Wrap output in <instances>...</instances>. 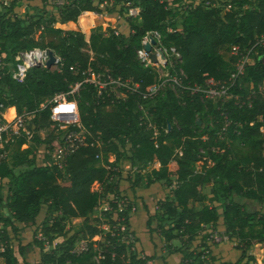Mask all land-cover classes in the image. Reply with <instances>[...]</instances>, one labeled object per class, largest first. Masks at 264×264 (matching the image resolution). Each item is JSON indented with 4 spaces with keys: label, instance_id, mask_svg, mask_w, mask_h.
<instances>
[{
    "label": "trees",
    "instance_id": "16d2710c",
    "mask_svg": "<svg viewBox=\"0 0 264 264\" xmlns=\"http://www.w3.org/2000/svg\"><path fill=\"white\" fill-rule=\"evenodd\" d=\"M19 1L10 0L0 14V58L3 56L5 62L13 64L21 50L50 47L58 52L61 66L59 71L30 67L24 81L17 82L11 78L8 66L3 65L0 68V117L5 108H9L7 116L14 115L13 108L17 114L32 113L29 125L32 139L36 145L44 144L49 152L58 150L61 145L50 120L52 103L49 100L58 93L68 92L86 76L88 68L94 73L129 78L139 83L142 90L149 88L153 73L140 65L135 52L146 31H160L164 44L179 50L180 65L189 85H204L208 78L224 80L227 73L223 67H231V60L228 59L229 64L221 51L229 45L250 46L258 36H264V0H204L187 5L180 20L175 19L176 8L183 0H119L125 9L140 7L139 22L129 17L127 32L115 33L108 25L91 32L88 40L81 30L55 27L54 17L49 20L41 16L21 18L15 12ZM117 1L67 0L58 8L59 20L75 22L79 16L80 25L87 29L97 22L91 21L89 14L101 13L103 7L111 13ZM227 4L230 6L225 8ZM38 30L53 32L59 42L44 44L40 36L35 38ZM261 59H264L263 49L255 52L254 61L240 81L243 84L245 78L251 79L254 93H246L242 84L232 89L246 102L242 107L232 99L215 108L211 102L203 104L197 94L186 89L178 94L161 89L153 100H143L137 94L121 99L113 93L98 95L92 83L83 84L80 92L69 98H78L79 119L86 130L85 143L67 155L62 167L36 165L29 153L21 149L25 137L17 141L10 160L0 164V179H8L6 207L9 211L8 216L0 212V224L4 227L0 230L4 240L0 246V264H17L7 227L16 232L15 222L33 224L43 208L46 217L53 216L42 225L43 239L34 240L42 264H149V256L133 252L132 244L121 242L120 235L103 232L102 224L116 222L111 221L109 212L94 216L95 223H89L90 214L102 196L111 193L116 199L126 198V206L118 215L126 216L128 222V213L135 204L130 197L136 194L135 189L142 180L144 187L158 182L168 189L165 197L156 202L152 214L147 204L143 206L149 227L154 220L165 241L173 238L181 241L179 264H210L216 260L206 251L207 247L198 252L192 247L198 232L208 224L223 225V234L235 240V248L241 251L237 260L219 264H253L254 244L264 243V64ZM137 101L151 105L154 131L140 124ZM109 106L112 108L107 109ZM208 114L212 116L211 127L198 124L197 119L203 120ZM223 126L226 128L221 134ZM231 139L245 143L248 155L235 153ZM126 143L130 147L129 155L121 151ZM176 147L182 149L181 155L175 153ZM200 149L204 150L203 154ZM109 153L115 154L113 166L129 161L131 166L141 167L156 160L159 167L144 174L139 172L127 178L130 183L123 189H114L110 181L115 177L119 179L120 173L106 169L96 157L101 154L107 163ZM196 161H203L197 170ZM20 165L29 167L15 173L14 168ZM210 182L212 194L206 197L201 187ZM206 199L208 204L193 206V202ZM248 201L259 207L250 209ZM111 208L118 209L117 204L112 202ZM101 216L107 222L101 220ZM77 217L83 219L84 227L68 236L65 245H53L57 236L65 235L67 220ZM165 220L170 222L167 228L161 223ZM153 230L156 227L151 228ZM212 233H206L202 239H210ZM95 235H101L102 240L92 241L85 252H73L76 241ZM47 245H51L49 250L45 248ZM93 245L97 253H93ZM21 251L22 246L20 254Z\"/></svg>",
    "mask_w": 264,
    "mask_h": 264
},
{
    "label": "built area",
    "instance_id": "2783aa9c",
    "mask_svg": "<svg viewBox=\"0 0 264 264\" xmlns=\"http://www.w3.org/2000/svg\"><path fill=\"white\" fill-rule=\"evenodd\" d=\"M230 5L227 4L225 8ZM127 17L139 18L140 7L129 6L126 9ZM120 30L114 28V32L118 33ZM146 45L150 46V49H146ZM229 59L231 60L232 68L226 74L224 80H215L214 78H208L204 85H189L187 82V75L181 67L182 57L178 49L175 46H167L163 42V36L158 30H148L140 39V46L136 49V58L140 65L153 73V82L147 90H142L140 84L132 82L129 78H122L120 76L113 77L108 73H94L90 68L86 70V76L81 81L74 83L75 87H81L83 84L92 83L97 91L98 95L102 92L106 94L113 93L116 97L126 99L128 95L137 94L143 100H153L161 91V89H170L175 94L180 90L186 89L192 94H197L199 100L203 104L211 102L213 107L218 108L219 104L223 105L226 102L234 99V103L238 107H242L246 102L239 98L238 94L233 93L232 89L236 85H240L242 76L249 65L254 61V54L257 50H264V36H258L255 42L247 47H240L238 45H229ZM49 48L33 47L26 50L19 51L15 56V62L9 69L11 78L17 82H23L27 71L33 66L46 67L45 63L49 59ZM55 62L54 65L60 63L61 58L54 53ZM84 73V72H83ZM91 75V77H90ZM66 93L56 94L49 102L52 103V109L50 114V120L52 121V127L55 128V134L57 139L61 141V145L58 150L54 152H45L49 154L52 159V163L59 167L65 164L67 155L74 152L79 146L84 145V132L86 131L79 119V110L76 99L69 98V95H74L72 87ZM109 89V92L108 90ZM250 100L247 101V105L250 106ZM43 106V104H42ZM41 106V107H42ZM221 107V106H220ZM136 108L140 113V124L146 126L147 129L155 130V123L153 121V113L151 112V105L144 104L141 101H137ZM32 113H14L11 119H8L4 112L0 117V164L8 162L12 148L17 144V141L21 137H25V142L22 144L26 146V143L32 137V130L29 128L30 118ZM77 129H73V128ZM226 126L222 127L221 132H225ZM263 132V129L261 128ZM201 154L204 150L200 149ZM175 153L182 154V149L179 147L175 150ZM100 158L101 164L108 170L116 171L120 173L118 166L111 165L115 160V154L109 153L107 155V163L103 161L101 154L96 155ZM204 158V157H203ZM154 161H148L145 165L132 166L134 171L141 172L140 169L149 171L154 168ZM116 178V177H115ZM113 178V179H115ZM112 201L121 206H126V198L116 199L112 198ZM120 201V203H118ZM117 206V207H121ZM116 223V222H115ZM102 224V230L105 229L110 232L111 235L121 236L120 241L128 244L133 241V236L128 232L129 228L125 222H117L116 224ZM101 235H95L91 238L84 240H78L73 247V252L76 254L85 252L89 249L90 243ZM128 237V239H127ZM40 239L43 236L40 235ZM210 239L216 242L227 240L226 235H219L212 233Z\"/></svg>",
    "mask_w": 264,
    "mask_h": 264
},
{
    "label": "rangeland",
    "instance_id": "374dc122",
    "mask_svg": "<svg viewBox=\"0 0 264 264\" xmlns=\"http://www.w3.org/2000/svg\"><path fill=\"white\" fill-rule=\"evenodd\" d=\"M10 0H0V14L4 11L5 5H7V3ZM67 0H47L46 3H43L41 0H20L19 3H17L16 7H15V12L17 13L18 16H20L21 18H28L29 16H34V17H38L41 16L44 20H49L50 18L54 17L55 18V27L60 28L62 30H68V29H78L81 30L84 35H85V39L88 40L89 35L91 32H95L98 29H104L107 28L108 25L111 26L112 28H118L119 30H125V32H127V14H126V9L124 6H122V1H117L116 5L113 9V11L111 13L107 12L104 7L102 8V12L101 13H96V12H92L91 14H89V18L90 20H96L97 22L92 25L90 28L84 29L78 19L79 16L77 18V21L75 22H68V23H62L59 20V13H58V8L60 5L66 3ZM204 2V0H183L182 3H180L178 5V7L176 8V10L178 11V14H176L175 19L176 20H180V14L184 12L185 8L187 5L192 4V5H196L198 3ZM126 6V4H125ZM88 18V19H89ZM133 21L135 22H139L138 18H132ZM41 30L37 31L35 34V38H38L40 36V40L41 42H43L44 44L47 43H53V44H57L58 41V37L56 34H54L53 32L49 31V30H44L43 32H41ZM49 48L53 51V53H55L56 55L59 56L58 52L50 47H46ZM221 52H223L225 54V59L228 62L229 59V49L228 48H224ZM60 57V56H59ZM263 64H264V59H261ZM229 63V62H228ZM230 64V63H229ZM3 65H7L8 68L10 69L11 67V63H7L4 60V57L2 56L0 58V68ZM231 65V64H230ZM251 65V64H250ZM249 65V67H250ZM60 66H61V62L58 63L57 65H52L49 69L51 71H59L60 70ZM225 70V73H228L229 70L232 68V66L228 67V66H224L223 67ZM248 68L245 70L244 75L246 74ZM88 77V76H86ZM91 77V75H90ZM242 80V78H241ZM242 83H240L241 85ZM239 85V86H240ZM81 87H75V85H73L72 90H73V94L77 95L78 92H80ZM242 88L246 91V93L250 92L251 94L254 93L253 92V83L251 81V79H246L243 81L242 84ZM109 92V89H107ZM178 94V93H177ZM249 97V96H248ZM120 98V97H117ZM76 100L78 98H75ZM112 106H109L107 109H111ZM5 115L7 114V110H5ZM7 116V115H6ZM13 116H7V118H12ZM211 114H208L205 118H203V120L201 119H197V121H200V125L201 126H208L211 127ZM43 137V135H41ZM32 137H33V132H32ZM31 139L26 143V146L21 147V149H23L24 151H27L29 153V158H31V160L36 164H51L52 163V159L49 156V154L47 152L44 151V147H42L41 145H36L35 142L33 141V139ZM230 141V140H229ZM169 144L171 145H175L176 142H172V141H168ZM231 147L233 148L232 150L239 154V155H243L246 156L249 153V149L248 146L245 143H241L239 140L237 139H231ZM126 144L124 147H122V149L126 150ZM179 147H176V149H178ZM16 151V146H14L12 148L11 154L13 152ZM263 154H264V148L262 150ZM126 153V152H125ZM11 158V155H10ZM11 162V161H10ZM203 161H196L194 163V168L200 169V167L202 166ZM122 165V164H121ZM120 163L118 164V166H121ZM29 166L27 165H20L16 168H14V172L18 173L26 168H28ZM121 171V168L119 169ZM141 172L140 173H146L148 171L140 169ZM139 173L138 171H135L132 175H128L126 174H122L120 172L119 175V179H113L110 181V185L111 187L114 189L117 188H121L123 189L125 186L129 184V180L127 178H133L135 176V174ZM120 180V181H119ZM119 182V183H117ZM122 182V183H121ZM144 181L142 180L140 183V186H138L135 190H136V194H132L133 196H131L130 198H132V200H134L135 202L137 201V198H142V201L144 198H148L150 202H157L158 200H160L161 198H164L165 195L168 192L167 187L165 186V184L163 183H157V185L151 187L149 190L146 188L150 187H144ZM213 184L210 182L208 184H204L201 187V192L206 196L209 197L212 194V187ZM7 187H8V179L4 178V179H0V193L2 196V203L0 205V212L2 216H8L9 211L6 207V202H7ZM95 188L97 186H94ZM147 196V197H145ZM114 197L113 193L111 194H105L102 196V198L100 199L99 205L97 206V208L93 211V213L90 214V219H89V223H95L94 216L97 215H102L101 213L104 211L109 212L112 216H111V221L115 222H125L126 225L128 226L129 230L128 232L131 233V235L133 236V241H130V243L132 244V251L134 252L135 250L133 248H136L135 246V234L133 232V230H131L130 226L128 225V222L125 221L126 216H119L118 215V211H123V209L125 208V206H121L120 204L117 206H121L118 207V209H112L111 208V203L112 198ZM118 203H120V201H118ZM208 203V199L202 201V202H193V206L194 207H199L200 205L206 204ZM248 203V206L250 209H255L258 208L259 205L255 202H246ZM153 204V203H152ZM154 205V204H153ZM155 206V205H154ZM156 209V207H155ZM153 209V210H155ZM52 216H47L45 215V209L43 208L40 215L36 218L35 222L33 224H28V223H24V225H22L21 228H18L17 232H15L14 230H10L7 227V230L9 231V244L14 248L15 250V254L17 256V264H42L40 261V251L39 248L34 244V240L39 239L40 235L42 234L41 232V228L42 225L45 222H50L52 220ZM128 218V216H127ZM101 220H103L104 222H107L105 218H103V216H101ZM115 223V224H116ZM165 228H167L168 226H170V222L169 221H162L161 222ZM147 225V224H146ZM157 222L156 221H152L151 226L153 229L158 230V232H160L159 228H157ZM103 226V225H102ZM101 226V227H102ZM27 227V230H25ZM84 227V222L83 219H77V220H72L69 219L67 220V222L65 223V235L63 236H57L54 240V244L57 246L60 245H65V238L67 237V234H73L76 233L77 231H79L80 229H82ZM149 226L147 225L146 228H148ZM2 225L0 224V230H2ZM151 228V227H150ZM104 231H107L105 229H103ZM211 231V230H210ZM210 231H207L210 232ZM213 232H216L219 235H223L221 232L218 231V229H214ZM163 235V234H162ZM203 237V236H202ZM2 235L0 234V246H2V244L4 243V240L1 239ZM86 238H81L79 240H84ZM98 240H102V237L99 236V238H96ZM128 239V237H127ZM201 242L200 239L199 241L196 243V245L199 244H203V239L201 238ZM223 241H231V240H223ZM77 242V241H76ZM75 242V243H76ZM167 244V241H166ZM193 245V244H192ZM234 245V244H233ZM255 246H253V249L251 250V252L253 253V256L255 258V260H257L256 258H258V256H255L254 253L256 254L257 251L259 250L258 247L260 246L259 243H255ZM20 246H22V251L21 254L19 252L20 250ZM92 250L93 253H97L98 249L93 245L92 246ZM48 248V249H47ZM49 248H51L49 245H47L46 249L49 250ZM255 248V251H254ZM204 249V248H203ZM259 252V251H258ZM257 255V254H256ZM205 258H208V256H206ZM1 264H3L1 262ZM67 264H71V263H67ZM254 264V262H253Z\"/></svg>",
    "mask_w": 264,
    "mask_h": 264
},
{
    "label": "crops",
    "instance_id": "0c3cea01",
    "mask_svg": "<svg viewBox=\"0 0 264 264\" xmlns=\"http://www.w3.org/2000/svg\"><path fill=\"white\" fill-rule=\"evenodd\" d=\"M5 110L8 111L9 108H5ZM5 110L3 112H5ZM13 113H16L14 108H13ZM221 134H223V132H221ZM40 135H43V134H40ZM40 145L44 147L43 149L45 151V145L44 144H40ZM126 145H127L126 150L125 149L123 150L121 148V151L126 152V155H129L130 147H129V144L126 143ZM153 161L155 162V160ZM158 167H159V163L156 161V163L154 164V168H158ZM120 168H121L120 172L123 175L126 173L128 175L129 174L132 175L135 172L132 169V166L130 165L129 161L122 164ZM157 183L158 182L151 184V186L146 188V190L147 189L149 190L151 187L157 185ZM143 203L148 205V208L151 214L154 211L153 209H155L156 207V202H150L148 198H144L143 201H142V198L140 199L137 198V201L133 205L132 210L128 213V225L130 226L131 230H133L135 234L134 244L136 248H133L135 250L134 252L142 257L144 255H148L150 258L148 260L149 264H179V261L181 258V253L179 252L181 241L178 238H173L167 241V244H166V241L164 240V236L160 232H158V230L151 231L152 226L151 228L150 227L146 228L148 216L146 213V207L143 206ZM71 219L74 221V220L80 219V217L71 218ZM15 225L17 226V230H18V228H21L22 225H24V223L15 222ZM216 228L221 233L224 231L223 225H219V224L206 225L204 229L198 232V234L196 235L195 240L193 241L192 247L195 248L197 252L200 251L202 248L207 247L206 251H208L210 255L216 258V260L212 261L210 264H219L220 262H223V261L233 262L237 260L239 256L241 255V251L235 248V240L231 239V241L222 240L221 242H216V241H213L212 239H205V240L203 239V244L196 245L199 239H200V242L202 241L201 238L202 236H205L207 231L211 230L210 232H213V230ZM25 230H27V227ZM213 233H216V232H213ZM71 234L69 235L67 234V237L70 236ZM259 244H260V246L258 247L259 252L257 251L256 253L257 255L254 253L255 256H258V258H256L257 260H255L254 258V264H264V243H259ZM53 245H55L54 241H53ZM49 246L51 247V245ZM254 251H255V248H254Z\"/></svg>",
    "mask_w": 264,
    "mask_h": 264
},
{
    "label": "water",
    "instance_id": "95a60500",
    "mask_svg": "<svg viewBox=\"0 0 264 264\" xmlns=\"http://www.w3.org/2000/svg\"><path fill=\"white\" fill-rule=\"evenodd\" d=\"M146 49H150V46L149 45H146ZM49 59H48V61L45 63V66H46V68H50L52 65H54V62H55V56H54V53H53V51L51 50L50 52H49ZM200 123V121H198V124Z\"/></svg>",
    "mask_w": 264,
    "mask_h": 264
},
{
    "label": "bare ground",
    "instance_id": "6f19581e",
    "mask_svg": "<svg viewBox=\"0 0 264 264\" xmlns=\"http://www.w3.org/2000/svg\"><path fill=\"white\" fill-rule=\"evenodd\" d=\"M7 117V116H6ZM8 119H11V118H8Z\"/></svg>",
    "mask_w": 264,
    "mask_h": 264
}]
</instances>
